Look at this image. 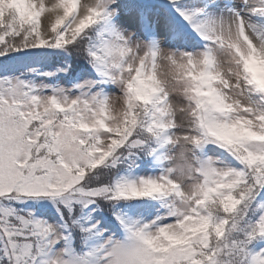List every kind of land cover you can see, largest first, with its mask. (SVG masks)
I'll return each instance as SVG.
<instances>
[{
    "label": "snow or ice",
    "instance_id": "snow-or-ice-1",
    "mask_svg": "<svg viewBox=\"0 0 264 264\" xmlns=\"http://www.w3.org/2000/svg\"><path fill=\"white\" fill-rule=\"evenodd\" d=\"M0 264H264V0H0Z\"/></svg>",
    "mask_w": 264,
    "mask_h": 264
}]
</instances>
